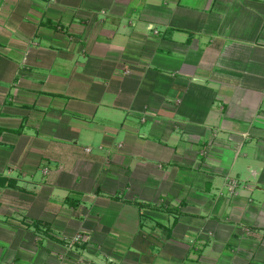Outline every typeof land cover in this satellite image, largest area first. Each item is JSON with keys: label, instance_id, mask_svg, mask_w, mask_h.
<instances>
[{"label": "crops", "instance_id": "obj_1", "mask_svg": "<svg viewBox=\"0 0 264 264\" xmlns=\"http://www.w3.org/2000/svg\"><path fill=\"white\" fill-rule=\"evenodd\" d=\"M0 264H264V0H0Z\"/></svg>", "mask_w": 264, "mask_h": 264}, {"label": "built area", "instance_id": "obj_2", "mask_svg": "<svg viewBox=\"0 0 264 264\" xmlns=\"http://www.w3.org/2000/svg\"><path fill=\"white\" fill-rule=\"evenodd\" d=\"M85 150H89L88 148H86ZM238 187V182L236 181V180H230L229 182H228V184H227V192L229 193V194H231V193H234L235 192V190H236V188ZM247 231H249V230H247ZM82 235L81 234H77L74 238H73V241L75 242V241H80V240H82Z\"/></svg>", "mask_w": 264, "mask_h": 264}, {"label": "trees", "instance_id": "obj_3", "mask_svg": "<svg viewBox=\"0 0 264 264\" xmlns=\"http://www.w3.org/2000/svg\"><path fill=\"white\" fill-rule=\"evenodd\" d=\"M3 181H4V179H3Z\"/></svg>", "mask_w": 264, "mask_h": 264}]
</instances>
